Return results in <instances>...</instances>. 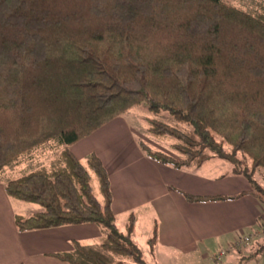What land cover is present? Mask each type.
Segmentation results:
<instances>
[{"label":"trees","instance_id":"1","mask_svg":"<svg viewBox=\"0 0 264 264\" xmlns=\"http://www.w3.org/2000/svg\"><path fill=\"white\" fill-rule=\"evenodd\" d=\"M248 4L249 10L227 0H0V181L10 198L43 209L16 216L18 231L93 224L106 233L99 245L76 243L55 257L67 264H147L133 240L137 216H129L125 233L117 227L102 161L92 154L84 165L70 151L141 106L149 133L174 139L183 157L140 141L150 159L175 169L225 161L264 208V187L255 179L264 170V1ZM47 148L62 149L52 170L33 164ZM24 159L31 170L5 179ZM183 196L189 203L230 199ZM157 240L156 226L150 246Z\"/></svg>","mask_w":264,"mask_h":264},{"label":"crops","instance_id":"2","mask_svg":"<svg viewBox=\"0 0 264 264\" xmlns=\"http://www.w3.org/2000/svg\"><path fill=\"white\" fill-rule=\"evenodd\" d=\"M119 119L70 151L84 165L92 154L102 161L110 178L116 222L126 232L129 216H137L133 240L144 259L148 253L152 264L171 258L207 264H222L226 259L223 264H264V208L248 181L219 159L199 169H175L155 162L141 149L137 131ZM5 186L0 181V264H67L55 256L73 251L76 243L99 245L106 236L93 224L20 233L15 218L32 216L25 213V205L33 204L10 198ZM183 194L230 199L189 203ZM97 198L102 202V196ZM141 226L150 230L149 237H142ZM156 226L158 240L152 247L149 241ZM246 238L251 240L247 246ZM212 245L222 246L217 255L210 256ZM221 253L225 254L220 259Z\"/></svg>","mask_w":264,"mask_h":264},{"label":"rangeland","instance_id":"3","mask_svg":"<svg viewBox=\"0 0 264 264\" xmlns=\"http://www.w3.org/2000/svg\"><path fill=\"white\" fill-rule=\"evenodd\" d=\"M227 1L231 2L234 6L240 8V9H243V10H249L250 9L249 4H248L249 0H227ZM257 1H264V0H257ZM119 118H120L119 120H122L129 127L136 130L138 133V137H139L137 139H140L141 142H144L147 146L152 148L154 151H161L162 153H165V154H167V155H169V156H171L177 160L183 159V157L180 156L173 149V147L176 143L174 139H171L169 137H158L157 138V137H154L153 135H151L149 133V125L146 122V119L149 118V113L146 110L145 106L134 108L130 112H128L126 115H123ZM122 121H118L117 123H121ZM182 128L187 129L186 126H182ZM226 149L228 151L231 150L230 147H226ZM61 153H62V149L53 150L52 148H47L46 151L43 152V155L38 159L39 161L35 160L33 164L35 165V164H38L40 162H43L46 164V166L48 167L49 170H52V167L54 166V164L58 163V161L61 159ZM239 158L241 160L244 159L247 166L249 168H252V162L248 158H246L242 154L239 155ZM30 164L31 163L29 160L24 159L22 161V164H19L17 167L13 168L12 170H7V172L5 173V176H6L5 179H7V178L10 179V178H15V177L17 178L27 170L29 172L31 170V169H29ZM32 169L35 170L36 167L35 168L32 167ZM255 179L260 184V186L264 187V170H258L255 174ZM92 184H93V188L95 190L96 196L101 198V194H100V190H99V186H98V180L95 177V175H93ZM25 206H26V208H28V209H26V212H25L27 215H34V213H36V212H42L43 211V209L39 206H34V205H25ZM118 220H120V219H118ZM116 224H117L119 231L121 233H125V229L123 228L122 223L116 222ZM146 227L147 226H141V228L139 229L143 238H144V236L149 237V234H150V230L146 229ZM137 241L140 242L139 239H137ZM258 244H259V242H255L254 247L255 246L258 247ZM221 247H222L221 245H212L208 249V252L210 250V252H209L210 256H214L215 254L217 255L218 252L222 249ZM146 255H147V257L145 259H147L146 260L147 264H152L153 260L150 258V255L148 253H146ZM226 260H224L223 263L226 262ZM128 263L131 264V262H128ZM159 263L160 264H207L208 261L203 262V261H200L198 259H194V260H190V261H176L173 258H171V259L164 260V261L161 260ZM213 264H220V263H213ZM244 264H249V262L245 261Z\"/></svg>","mask_w":264,"mask_h":264},{"label":"built area","instance_id":"4","mask_svg":"<svg viewBox=\"0 0 264 264\" xmlns=\"http://www.w3.org/2000/svg\"><path fill=\"white\" fill-rule=\"evenodd\" d=\"M263 231H264V227H263ZM250 243H251L250 238H246V239L244 240V244H245L246 246L249 245ZM237 247L241 248L242 245H238ZM224 254H225V253H221V255H220V259L224 256Z\"/></svg>","mask_w":264,"mask_h":264}]
</instances>
